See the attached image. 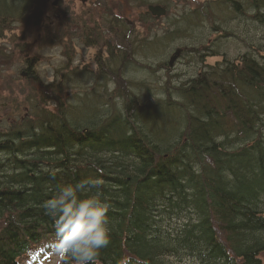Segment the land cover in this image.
<instances>
[{
    "label": "trees",
    "instance_id": "1",
    "mask_svg": "<svg viewBox=\"0 0 264 264\" xmlns=\"http://www.w3.org/2000/svg\"><path fill=\"white\" fill-rule=\"evenodd\" d=\"M123 1L132 9L148 2ZM44 4L0 0V38L15 27L12 20L25 23L20 27L33 21L36 41L45 37L38 27ZM171 20L160 38L138 39L114 17L104 32L90 33L106 50L96 58V73L81 69L94 74L90 91L70 101L65 78L56 76L23 89L14 118L0 119V264H35L54 251V222L42 204L56 185L87 178L103 180L101 198L111 205L110 243L95 264L124 258L129 264H262L264 0L204 1ZM230 20L235 28L223 26ZM197 27L219 35L199 40L192 33ZM173 35L190 40L176 54L197 57L201 68L176 83L167 76L162 93L152 97L124 69H168L169 61L152 67L148 57ZM223 40L239 41L242 51L225 54ZM206 55L220 59L206 65ZM31 62L25 58L27 77Z\"/></svg>",
    "mask_w": 264,
    "mask_h": 264
},
{
    "label": "rangeland",
    "instance_id": "2",
    "mask_svg": "<svg viewBox=\"0 0 264 264\" xmlns=\"http://www.w3.org/2000/svg\"><path fill=\"white\" fill-rule=\"evenodd\" d=\"M43 1H45L44 14L38 27L42 31L40 35L44 36L46 34L45 37L36 41L37 31L33 30V21L32 23L30 22L31 27H20L25 23L23 22L21 25L15 22L16 20H12L11 27H15L10 31H5L0 38V49L4 48L3 51L6 54L3 59L0 58V119L4 120L6 117L13 115L17 102H22L25 97L26 93H21L23 89L26 91L30 87L39 88L40 84L53 81L56 76L57 78H65L66 85L63 94H67L65 97H68L70 101L74 94L90 91V87L95 83L93 73L97 72L96 58L99 55L102 58L106 56L104 41L100 43L101 47L100 45L98 46L97 43L92 41L93 36L90 33H96L99 28L101 32H104L106 27H109L108 21L113 20L114 17L117 19L121 17L124 20L127 27H130L132 37H138V39L146 38L147 36L160 38L163 35V31L172 29L171 23L168 24L169 19L173 20L181 15L183 10L211 0H147V4L142 9L126 8L123 0H86L85 3L80 0ZM165 1L169 3L168 7L164 4ZM150 4L165 5V15L157 20L154 19L153 15H150L151 21L149 19L145 20L146 15H144V12ZM236 24L237 22L230 20L225 25H222L235 28ZM83 28H87L90 31L87 42H91L88 44L87 42L86 44L84 43V35L81 34ZM206 30L209 29L197 27L192 33L196 34L195 37L197 39L200 38L199 40L202 39L203 41L206 40L207 36L214 39L219 35L218 33L212 34ZM54 34L58 37H55ZM37 37L39 36L37 35ZM174 37L173 35L170 41L165 43L162 48L154 50L148 57L152 67L161 64V61H169L175 50L181 49L190 41L186 39L187 41L183 42V40L174 39ZM110 39L111 43L114 44L113 39ZM107 42H109L108 39H106ZM221 44V51H226L225 54L229 56H236L238 52L242 51V44L239 41L223 40ZM174 57L168 69L155 70L152 74L149 71L139 69L137 72L133 66H130L124 69L123 75L130 81H143L150 90L149 94L152 97H157L158 94L162 93L160 88L168 79L167 76L170 78V82L176 83L178 80H186L187 77H191L192 74L201 68L202 63L201 61L199 62L197 57L181 54H177ZM25 58L32 61L30 74L33 76L37 75L39 82L34 83L32 78L19 75L26 67L24 64ZM203 59V63L207 65L215 63L220 57H207L206 55ZM139 60L142 62L146 59L142 57ZM82 68H86L93 73L85 76L81 71ZM101 85L103 86V84ZM102 86L99 85L98 88L104 91V86ZM105 89V92L111 94L113 84L105 85ZM147 97L148 95H141L142 99ZM52 108V105H49V109ZM19 113L20 110L15 115L17 116ZM13 118L14 115L11 119ZM261 258L262 264H264V253L261 254ZM58 262L55 252L50 251L35 264H58Z\"/></svg>",
    "mask_w": 264,
    "mask_h": 264
},
{
    "label": "clouds",
    "instance_id": "3",
    "mask_svg": "<svg viewBox=\"0 0 264 264\" xmlns=\"http://www.w3.org/2000/svg\"><path fill=\"white\" fill-rule=\"evenodd\" d=\"M49 175L54 179L56 174ZM102 186L99 178L56 185L54 195L43 202L45 214L54 222V252L60 264H95L100 250L109 245L107 214L111 205L101 198ZM121 264H129V258Z\"/></svg>",
    "mask_w": 264,
    "mask_h": 264
},
{
    "label": "water",
    "instance_id": "4",
    "mask_svg": "<svg viewBox=\"0 0 264 264\" xmlns=\"http://www.w3.org/2000/svg\"><path fill=\"white\" fill-rule=\"evenodd\" d=\"M148 11L152 14V15H155L156 17H160L164 14V8L161 6H158V5H151L148 7ZM175 56V54H174ZM174 56H171L170 58V61H169V64L172 63V61L174 60Z\"/></svg>",
    "mask_w": 264,
    "mask_h": 264
},
{
    "label": "flooded vegetation",
    "instance_id": "5",
    "mask_svg": "<svg viewBox=\"0 0 264 264\" xmlns=\"http://www.w3.org/2000/svg\"><path fill=\"white\" fill-rule=\"evenodd\" d=\"M82 3H85L86 2V0H80ZM144 15H146V17L149 19V21H151L150 20V18L149 17H151L150 15H148V13H146V12H144ZM155 20H157L156 18H154Z\"/></svg>",
    "mask_w": 264,
    "mask_h": 264
}]
</instances>
